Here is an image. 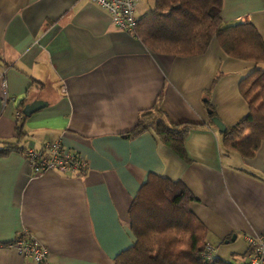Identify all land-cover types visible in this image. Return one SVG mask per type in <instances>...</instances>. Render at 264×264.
Masks as SVG:
<instances>
[{"label": "crops", "instance_id": "crops-1", "mask_svg": "<svg viewBox=\"0 0 264 264\" xmlns=\"http://www.w3.org/2000/svg\"><path fill=\"white\" fill-rule=\"evenodd\" d=\"M221 17L264 40V0H223ZM255 68L216 40L195 58L156 55L92 0H0V142L20 149L0 157V264H33L5 246L24 232L48 264H115L136 242L129 211L151 175L182 182L213 257L243 264L246 237L264 235V143L252 158L227 151L205 104L226 128L238 124L249 113L239 85ZM37 101L45 106L25 116ZM155 110L198 126L185 141L191 163L152 129L124 137ZM56 140L88 163L85 174L34 175L24 150Z\"/></svg>", "mask_w": 264, "mask_h": 264}, {"label": "trees", "instance_id": "trees-1", "mask_svg": "<svg viewBox=\"0 0 264 264\" xmlns=\"http://www.w3.org/2000/svg\"><path fill=\"white\" fill-rule=\"evenodd\" d=\"M222 4L223 0H156L154 8L139 18L133 33L156 55L195 58L204 55L216 40L229 57L256 65L239 85L249 113L221 133L227 151L244 159L252 158L264 143V69L260 67L264 65V40L252 23L225 25ZM205 105L211 120L217 118L212 106ZM161 115L159 110L143 115L135 129L124 137L135 138L152 129L163 145L191 163L185 141L198 126L170 125ZM17 132L21 139L22 127ZM17 145L0 142V157L20 151ZM194 201L195 197L182 182L151 175L129 211L136 242L120 253L114 263L233 264L220 258L212 261L204 258L208 231L190 210Z\"/></svg>", "mask_w": 264, "mask_h": 264}, {"label": "built area", "instance_id": "built-area-1", "mask_svg": "<svg viewBox=\"0 0 264 264\" xmlns=\"http://www.w3.org/2000/svg\"><path fill=\"white\" fill-rule=\"evenodd\" d=\"M104 9L111 17L114 27L118 31L133 33L139 18L136 16L137 0H92ZM21 117L20 113H17ZM34 175L48 171L61 174L83 175L88 170V163L79 155L65 148L61 140L47 142L39 148H29L26 151ZM249 251L243 264H264V235H250L246 237ZM8 247L16 249L23 257L31 259L33 264H48L49 252L46 247L24 232ZM214 248L207 246L204 258L212 261Z\"/></svg>", "mask_w": 264, "mask_h": 264}, {"label": "water", "instance_id": "water-1", "mask_svg": "<svg viewBox=\"0 0 264 264\" xmlns=\"http://www.w3.org/2000/svg\"><path fill=\"white\" fill-rule=\"evenodd\" d=\"M45 106V103L41 101L34 102L30 105H27L25 109L23 110V114L27 117L31 116L34 112L41 109ZM214 125L219 129L221 133H223L226 130V127L221 123V121L218 118H214L213 120Z\"/></svg>", "mask_w": 264, "mask_h": 264}, {"label": "rangeland", "instance_id": "rangeland-1", "mask_svg": "<svg viewBox=\"0 0 264 264\" xmlns=\"http://www.w3.org/2000/svg\"><path fill=\"white\" fill-rule=\"evenodd\" d=\"M140 3L138 4V8H137V14L138 17L142 16L143 12H149L150 10L153 9V2L154 0H139ZM142 3V4H141Z\"/></svg>", "mask_w": 264, "mask_h": 264}]
</instances>
